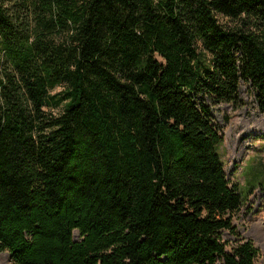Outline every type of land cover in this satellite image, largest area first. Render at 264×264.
<instances>
[{
	"label": "trees",
	"instance_id": "16d2710c",
	"mask_svg": "<svg viewBox=\"0 0 264 264\" xmlns=\"http://www.w3.org/2000/svg\"><path fill=\"white\" fill-rule=\"evenodd\" d=\"M242 82L264 111V0H0V252L260 264L208 104Z\"/></svg>",
	"mask_w": 264,
	"mask_h": 264
},
{
	"label": "rangeland",
	"instance_id": "374dc122",
	"mask_svg": "<svg viewBox=\"0 0 264 264\" xmlns=\"http://www.w3.org/2000/svg\"><path fill=\"white\" fill-rule=\"evenodd\" d=\"M240 95V107L208 101L215 122L223 127L222 154L227 175L246 190L249 198L235 220L239 236L225 233V237L230 246L237 238L251 239L264 254V111L250 84L242 82ZM74 238L81 239L79 231H74ZM0 264H13L9 252H0ZM260 264H264V259Z\"/></svg>",
	"mask_w": 264,
	"mask_h": 264
}]
</instances>
